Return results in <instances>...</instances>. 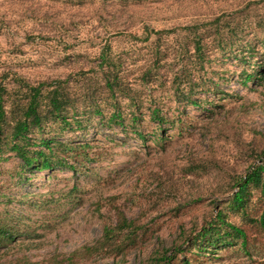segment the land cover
Returning <instances> with one entry per match:
<instances>
[{"label":"rangeland","instance_id":"obj_1","mask_svg":"<svg viewBox=\"0 0 264 264\" xmlns=\"http://www.w3.org/2000/svg\"><path fill=\"white\" fill-rule=\"evenodd\" d=\"M229 15L226 27L256 47L259 52L250 60L256 61L264 49L259 45L264 30L256 24L264 17V0H0V85L8 96L19 91L16 79L37 85L70 78L71 97L94 92L103 105L104 56L106 65L120 67L133 90L137 108L132 110L144 113L136 126L145 136L142 143L128 129L126 134L100 131L94 118L86 136L83 130L61 132L52 125L33 136L32 150L42 137L73 147L80 141L91 161L78 163L77 172L33 173L22 184L16 182L22 173L19 160L5 154L0 194L9 200L0 199V219L22 235L0 248V264H159L153 260L157 253L179 246L183 252L172 264H264V236L254 222L264 207L260 191L250 188L245 217L228 205L235 180L264 150V77L242 85L247 63L217 53L194 75L220 79L222 96L204 104L203 85L195 93L202 106L184 105V110L170 82L185 63L179 52L185 45L191 48V37L180 30L151 33ZM156 49H168L176 58L154 66L160 72L145 81ZM154 107L169 121L180 119L163 141L151 137L155 127L148 109ZM219 211L243 229L247 249L238 242L190 250L188 237ZM121 217L134 229L104 238L103 229L115 228Z\"/></svg>","mask_w":264,"mask_h":264},{"label":"trees","instance_id":"obj_2","mask_svg":"<svg viewBox=\"0 0 264 264\" xmlns=\"http://www.w3.org/2000/svg\"><path fill=\"white\" fill-rule=\"evenodd\" d=\"M231 17V15L226 18L218 16L203 23L170 31H151L158 36L176 33L180 30L191 37V48L189 45H185L179 52V55L185 58V63L174 73L170 82L174 100L178 104H183L184 110L186 109L184 105L187 107L202 106L200 98L195 93L199 92L203 85L206 91L204 104L209 101L210 97L214 99L222 96L221 86L218 82L220 79L214 81V75L209 78L198 75L195 79L194 75V70L203 69L217 53L231 58H241V62L247 63L249 68L243 69L241 72L242 85L246 86L247 82L253 80L254 77H264V49L260 54L257 53L259 58L251 62L250 60L256 56L254 52L259 51H255L257 50L256 47H253L250 42L239 41L242 39L236 37V31L232 32L231 28L226 27ZM256 24H259L264 30V17L256 21ZM149 37L150 34H147L143 40L147 41ZM259 45L264 48V40ZM167 50L156 49L152 66L143 73V80L148 81L147 78H149L151 82L153 72H160V69H156L154 66L171 60L170 56L172 55H168ZM173 58L176 57L172 56ZM106 61L103 56L101 91L106 95V103L103 105L99 103L98 96L94 92L82 99L71 97L68 93L70 78L37 85H30L22 79H16L19 91L12 97L8 96L6 87L0 85V162L3 161V156L9 152L19 160L23 174H18L17 184H22L28 175L42 171L49 174L56 170L65 169L77 172L78 163L80 166H84L86 161H91L80 141L78 145L73 147L65 142H57L56 137V139L42 137L39 139L38 148L32 150V146H35L33 136L36 133L42 136L46 129L52 125H57V129L61 132L64 130L73 132L83 130L86 136L88 134L86 128L95 119L96 126L100 131L126 134L128 129L135 134L136 141L145 142L142 130H138L136 126V124L141 123L144 113L138 109L132 110V107L137 108L133 90L125 83V76L122 75L120 67L114 63L106 65ZM188 62L190 67H188ZM107 108L109 113L105 114ZM148 111L149 121L155 127V132L152 133L151 137L153 136L159 141L166 140L167 131L173 127L176 121L180 120L179 117H172L170 118L172 121H169L168 115L158 107L148 109ZM52 145L61 147L64 153L57 155ZM80 156L82 161L79 162ZM250 188L260 191L264 204V150L260 152L257 164L250 165L245 174L235 180L234 189L237 190L231 194L228 200L229 208L235 213L243 215V217L246 216L245 208L249 204ZM6 198L9 197L0 194V199L5 200ZM225 216L222 211L217 212L215 217L207 225H204L199 233L188 237V248L191 250L196 247L201 251H210L213 248L232 246L233 243L235 245L240 242V247L246 250L248 242L245 232L227 222ZM118 222L119 225L115 228L105 227L103 229L104 238L111 239L116 230L134 229V223L125 217H121ZM254 222L264 236V207ZM21 235L22 232L9 225L7 219H0V248L13 242ZM182 252V246L173 247L157 253L153 260L159 264H172L177 255Z\"/></svg>","mask_w":264,"mask_h":264}]
</instances>
